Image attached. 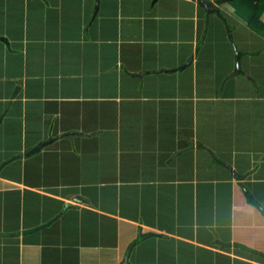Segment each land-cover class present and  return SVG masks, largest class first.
<instances>
[{
    "label": "crops",
    "instance_id": "crops-1",
    "mask_svg": "<svg viewBox=\"0 0 264 264\" xmlns=\"http://www.w3.org/2000/svg\"><path fill=\"white\" fill-rule=\"evenodd\" d=\"M96 6L0 0V264H264V54L219 79L198 0Z\"/></svg>",
    "mask_w": 264,
    "mask_h": 264
},
{
    "label": "rangeland",
    "instance_id": "rangeland-1",
    "mask_svg": "<svg viewBox=\"0 0 264 264\" xmlns=\"http://www.w3.org/2000/svg\"><path fill=\"white\" fill-rule=\"evenodd\" d=\"M244 1L247 2L246 0H221L219 8L223 10L222 15H224L225 21H227V23L229 22V26L223 19L217 17L216 15H212L209 26H207L203 31L205 35L207 34V38L203 42H200V48H203L204 46L201 53L199 52L198 54V56L200 57L204 56L202 58L201 66L203 69L213 68V71L215 70V72H218L219 79L224 78L226 73L228 72L226 68L227 65H230L231 69L235 68V65L237 66L236 51L231 41L230 33H232V35L234 36V39L236 41L235 43L239 48V51L246 52L247 55L245 56H249L250 60L256 61L260 53L261 55L264 54V35H261L262 41L257 42L254 39H258V37L252 35V31H254L252 28L243 27L242 25H239L234 21L249 20V15L243 12V10L247 9ZM260 21H264V14L262 15ZM233 27L234 29L232 30H236L230 32V28ZM254 33L256 35H259L255 31ZM245 41L249 43V47H244ZM250 60L248 61L247 57H244L241 60L243 65L242 69L249 74L255 69L254 65L250 64ZM252 74L256 75V72ZM241 213L245 212L241 211ZM256 220H261L262 222L263 218L259 217ZM250 224H252V228L254 229V231L251 230V227H249V229H246L245 232H250L249 234H251L255 232V230L258 231V224H254V222H251ZM259 232L262 233L263 228L259 230ZM151 263L152 261L149 262V264Z\"/></svg>",
    "mask_w": 264,
    "mask_h": 264
},
{
    "label": "water",
    "instance_id": "water-1",
    "mask_svg": "<svg viewBox=\"0 0 264 264\" xmlns=\"http://www.w3.org/2000/svg\"><path fill=\"white\" fill-rule=\"evenodd\" d=\"M198 3H199V6L201 8H204L206 10V13H207V26H209L210 24V18L213 14H217L218 16H220L221 18L223 17L222 14H221V11L219 9H213V7L215 6V4L213 2H210L208 0H198ZM217 4H220L217 3ZM99 9H100V0H97V6H96V12H95V15L98 14L99 12ZM231 40L233 42V45L235 47V51H236V55H237V73H242V62L240 61L241 59V56H242V53L239 51V49L236 47V44L234 42V39H233V36L231 35ZM193 59L194 57H191L188 62L183 65L182 67L179 68L180 71H184L185 69H187L192 63H193ZM235 75V74H234ZM73 136H76L75 133H68V134H65L63 135L62 137L63 138H68V137H73ZM49 143H45V144H41L39 146H37L35 149H33L29 155H33V154H36L38 153L42 148L48 146ZM11 161L9 162H6L3 164L2 168L0 169V171L3 169V167L7 166V164L11 163ZM247 197L250 199L251 203L256 207L258 208L263 214H264V209L262 208V206L260 205V203L255 200L252 195H250L248 192H247ZM73 206L71 204H67L64 208V213H66L69 209H71ZM55 220L39 227V228H35V229H32V230H27L24 232V236H27V235H30V234H33V233H36L42 229H46L48 228L49 226L52 225V223L54 222ZM2 237H5V238H13V237H18L19 234L16 233V234H2L1 235ZM151 237H156V234H148V235H143L142 232L139 234V237H138V240H137V244H140L142 241H144L145 239L147 238H151ZM231 244L228 245V247H230ZM135 245H133L130 250L128 251L127 255H126V259H125V262L123 264H129V259L131 257V254H132V251L134 249ZM238 247L243 249V250H247V251H250V252H253V253H257L256 250H253L252 248H249L247 246H244L242 244H238Z\"/></svg>",
    "mask_w": 264,
    "mask_h": 264
},
{
    "label": "trees",
    "instance_id": "trees-1",
    "mask_svg": "<svg viewBox=\"0 0 264 264\" xmlns=\"http://www.w3.org/2000/svg\"><path fill=\"white\" fill-rule=\"evenodd\" d=\"M246 1L247 2L244 1V3L247 9L243 10V12L249 15L250 17L248 27L252 28L257 34H259V36L264 35V21H260L262 15L264 14V0H246ZM206 38H207V34L205 39ZM242 74H244V72H242Z\"/></svg>",
    "mask_w": 264,
    "mask_h": 264
},
{
    "label": "clouds",
    "instance_id": "clouds-1",
    "mask_svg": "<svg viewBox=\"0 0 264 264\" xmlns=\"http://www.w3.org/2000/svg\"><path fill=\"white\" fill-rule=\"evenodd\" d=\"M208 1H210V2H212L211 0H208ZM214 3V2H213ZM218 2H216V3H214L215 4V6L213 7V9L215 10V9H219L220 11H221V14H223V10H221L220 8H219V6H220V4H217ZM205 10V9H204ZM206 11V10H205ZM207 14V13H206ZM213 15H216L217 17H219V18H221L220 16H218L216 13L215 14H213ZM223 17L221 18V19H223L224 21H225V19H224V15H222ZM211 19V18H210ZM226 22V24H228L227 23V21H225ZM228 26H229V24H228ZM232 35V34H231ZM233 36V35H232ZM234 39V38H233ZM233 43V42H232ZM242 57V56H241Z\"/></svg>",
    "mask_w": 264,
    "mask_h": 264
},
{
    "label": "flooded vegetation",
    "instance_id": "flooded-vegetation-1",
    "mask_svg": "<svg viewBox=\"0 0 264 264\" xmlns=\"http://www.w3.org/2000/svg\"><path fill=\"white\" fill-rule=\"evenodd\" d=\"M211 1H212V0H211ZM220 1H221V0H215V1H212V2H214V3L218 2V3H219Z\"/></svg>",
    "mask_w": 264,
    "mask_h": 264
}]
</instances>
